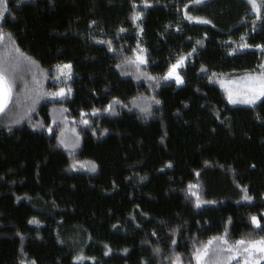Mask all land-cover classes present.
I'll list each match as a JSON object with an SVG mask.
<instances>
[{
    "label": "trees",
    "instance_id": "obj_1",
    "mask_svg": "<svg viewBox=\"0 0 264 264\" xmlns=\"http://www.w3.org/2000/svg\"><path fill=\"white\" fill-rule=\"evenodd\" d=\"M193 1L2 3L0 264H196L211 237H264V97L230 105L215 80L264 64V2ZM141 49L147 80L121 70Z\"/></svg>",
    "mask_w": 264,
    "mask_h": 264
},
{
    "label": "snow or ice",
    "instance_id": "obj_2",
    "mask_svg": "<svg viewBox=\"0 0 264 264\" xmlns=\"http://www.w3.org/2000/svg\"><path fill=\"white\" fill-rule=\"evenodd\" d=\"M20 0H17V3H19ZM145 4H147V0H144ZM195 2L199 3L201 0H195ZM249 4L252 6V10L257 12L258 14L261 11V2H264V0H261V2H258V0H248ZM0 3H3L6 5L7 0H0ZM135 7V5H134ZM0 16H2V13H0ZM141 13L135 12L132 16V20L136 21L140 18ZM189 19H198L189 16ZM207 23H210V21H205ZM123 31V29H121ZM10 35V34H9ZM4 34L2 30H0V40H3ZM110 43V42H109ZM197 43H201V41H197ZM241 47H248V45L242 44ZM256 47H264V45H256ZM17 51H19L17 49ZM195 51V49H193ZM141 52L143 50L141 49ZM185 57H180L177 59V61L169 67L166 74L162 77L163 79L167 80L169 78L174 77L175 81L179 83H183V79L179 72L177 71L178 67L183 65ZM136 64L137 68L139 69L140 64L146 63V59L143 55L137 54L135 61H132ZM119 67V65H117ZM58 70L63 72L64 69H70V65H62L57 66ZM66 78H70V75L68 73H64ZM150 79H156L155 77H149ZM242 80V88L239 90H236L235 92L232 89H228V99L229 102L235 104V103H246V104H255L257 100H259L261 97H264V64L260 65V70L258 72L254 73H246L244 77L241 78ZM65 89H60L58 92L52 93V95H64ZM70 91V89L68 90ZM11 93V87L10 84L7 81V78L5 76L4 70L0 68V111H3L5 109V106L8 103L9 97ZM155 100V98H152ZM115 100V98H114ZM116 103H119L118 100H115ZM156 103H159L158 100L155 101ZM112 106L109 105V108ZM149 109L147 107L142 108L141 111H148ZM97 110H94V112ZM85 124L88 123L87 120L83 121ZM51 130V129H50ZM61 143L63 144L64 141L61 140ZM79 163V162H77ZM75 167V165H73ZM92 170H95V165H92ZM192 186H190L191 189ZM193 195H197L196 193H193ZM245 200H251L252 197L245 194L243 197ZM199 199L197 200V206H199ZM252 222L259 227L260 221L256 216H253ZM30 223H38V221L33 218V220L29 221ZM155 235V233H153ZM215 241H219V245L217 246L216 250L212 251V245ZM175 243V241H173ZM126 251V250H125ZM156 251H159L156 249ZM210 252H212V256L210 257ZM193 258L196 261V264H232V261L237 260L239 258L238 264H261V261H264V237H261L259 239H237L235 241H229L227 239V234L225 233L222 236L219 237H211L207 241V243L201 245L200 247H197L194 249L192 253ZM77 259H80V257H77ZM171 264H182L179 254L176 255L175 259L172 260Z\"/></svg>",
    "mask_w": 264,
    "mask_h": 264
},
{
    "label": "rangeland",
    "instance_id": "obj_3",
    "mask_svg": "<svg viewBox=\"0 0 264 264\" xmlns=\"http://www.w3.org/2000/svg\"><path fill=\"white\" fill-rule=\"evenodd\" d=\"M204 1H207V0H201V2L199 3H202ZM258 2H261V0H258ZM197 2H195V0L191 3V4H195ZM3 12V4L0 3V13ZM253 13H255V15L258 16V13L253 11ZM1 17V16H0ZM137 54H141L144 56L143 52L141 51H136L134 56L131 58V60L125 64V65H122L121 67V70L124 74H127V75H131L133 76L136 80H147V76L144 74L143 70H142V67H143V64H140L139 65V69L137 68L136 64L133 63L132 61H135V58L137 56ZM184 62H185V59H184ZM183 62V63H184ZM59 66H62V65H59ZM180 67H178L179 69ZM177 69V71H178ZM64 73H68L70 75V72L68 69H64L63 72L59 71L58 68H56V71H55V76L53 78V83L55 84H60V82L62 80H65L67 79L65 74ZM248 73V72H246ZM246 73H243L241 75H238V76H235V77H231V78H224V77H215V80L216 82L218 83L219 87L221 88V90L223 91L228 103L230 105H235V106H250V105H253V104H246V103H231L229 102V99H228V89H232L234 92L236 90H239L242 88V80L241 78L245 76ZM71 76V75H70ZM170 79H174V77L170 78ZM25 83V84H24ZM24 83L21 84V86H25L24 87V91L23 93H25V91H29V79L28 80H25ZM28 84V85H26ZM181 84V83H179ZM60 89H65V94L64 95H52V93H55V92H58ZM68 93V88L66 86H58L57 88L53 89L52 92H51V95H50V99L51 100H57V99H60L62 97H64L66 94ZM263 97H261L259 100H261ZM259 100H257L256 102H258ZM64 123V122H63ZM64 129L62 130L61 132V138L60 140H63L64 143H63V146H66L70 149H73L74 146L77 145V142H78V136H76V132L72 129H69L68 125L65 124L64 125ZM219 245V241L217 242H214L213 245H212V251L214 252L217 248V246ZM212 256V252H210V257ZM238 261H239V258H237V260L235 261H232V264L235 263V264H238ZM262 262V261H261Z\"/></svg>",
    "mask_w": 264,
    "mask_h": 264
},
{
    "label": "water",
    "instance_id": "obj_4",
    "mask_svg": "<svg viewBox=\"0 0 264 264\" xmlns=\"http://www.w3.org/2000/svg\"><path fill=\"white\" fill-rule=\"evenodd\" d=\"M1 112V111H0Z\"/></svg>",
    "mask_w": 264,
    "mask_h": 264
}]
</instances>
